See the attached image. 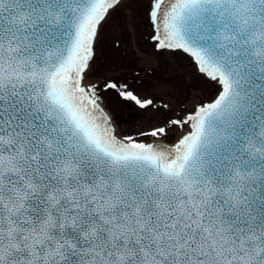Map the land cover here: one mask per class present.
<instances>
[{
  "label": "snow or ice",
  "instance_id": "1",
  "mask_svg": "<svg viewBox=\"0 0 264 264\" xmlns=\"http://www.w3.org/2000/svg\"><path fill=\"white\" fill-rule=\"evenodd\" d=\"M113 14L214 94L95 71ZM0 264H264V0H0Z\"/></svg>",
  "mask_w": 264,
  "mask_h": 264
},
{
  "label": "rangeland",
  "instance_id": "2",
  "mask_svg": "<svg viewBox=\"0 0 264 264\" xmlns=\"http://www.w3.org/2000/svg\"><path fill=\"white\" fill-rule=\"evenodd\" d=\"M136 24L138 27H133L127 19L121 20L116 14H113L112 19L104 26L95 47L93 58L96 64L95 71L102 75L119 76L127 80L133 79V71H136L148 82H159L155 78L147 76L145 72H141V69H155L157 76H162L165 81L172 82L167 89L172 95H165L164 89H149V94L164 96L165 101L173 108H177L181 101L191 108L197 100L214 94L215 89L204 84L195 75L186 59L157 54L149 64L145 60L144 54L151 51V44L148 41L150 28L139 18ZM113 42H116L118 47L113 46ZM96 78L92 77V79ZM186 92L188 95H185ZM109 99L110 97H106L102 103L115 120V127L117 126L116 130L120 136L135 135L139 128L150 127L149 121L158 122L161 116L151 108L140 109L134 102H128L127 107H122L119 112L113 115L112 107L108 104ZM178 135L179 132L172 133L169 143H175Z\"/></svg>",
  "mask_w": 264,
  "mask_h": 264
},
{
  "label": "bare ground",
  "instance_id": "3",
  "mask_svg": "<svg viewBox=\"0 0 264 264\" xmlns=\"http://www.w3.org/2000/svg\"><path fill=\"white\" fill-rule=\"evenodd\" d=\"M100 107L103 108V109L107 112V114L109 115V117H110L113 121H115V120L113 119L112 115L109 113V111H108L107 109H105L106 107H105V105H103V103L100 104ZM114 124H115V122H114ZM113 126L115 127V125H113ZM115 129H117V126L115 127ZM116 132H117V130H116Z\"/></svg>",
  "mask_w": 264,
  "mask_h": 264
},
{
  "label": "water",
  "instance_id": "4",
  "mask_svg": "<svg viewBox=\"0 0 264 264\" xmlns=\"http://www.w3.org/2000/svg\"><path fill=\"white\" fill-rule=\"evenodd\" d=\"M104 112L107 114V112L104 110ZM108 115V114H107ZM109 116V115H108Z\"/></svg>",
  "mask_w": 264,
  "mask_h": 264
}]
</instances>
